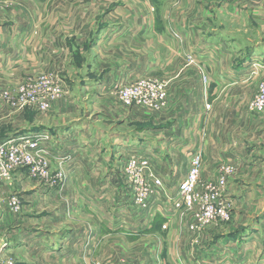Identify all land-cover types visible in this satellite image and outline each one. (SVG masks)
<instances>
[{"label":"crops","instance_id":"0c3cea01","mask_svg":"<svg viewBox=\"0 0 264 264\" xmlns=\"http://www.w3.org/2000/svg\"><path fill=\"white\" fill-rule=\"evenodd\" d=\"M125 1L62 0V28L46 10L40 24L30 9L0 6V95L47 71L68 94L48 110L12 113L0 97V127L12 131L0 140L47 135L40 160L49 164L48 177L26 167L0 181V263H103L117 245L123 264L137 246L132 264H264V113L250 109L264 74V0H149L144 9ZM148 76L167 82L161 112L130 109L112 91ZM194 148L202 180L224 176L221 197L234 209L229 222L203 231L165 206ZM136 151L161 162L157 176L169 193L144 213L121 193L119 158ZM9 192L21 198L18 212Z\"/></svg>","mask_w":264,"mask_h":264},{"label":"built area","instance_id":"2783aa9c","mask_svg":"<svg viewBox=\"0 0 264 264\" xmlns=\"http://www.w3.org/2000/svg\"><path fill=\"white\" fill-rule=\"evenodd\" d=\"M116 90L117 97L122 105L141 107L151 112H161L168 105L169 93L165 80L159 78H140L135 81H121L116 83L112 89ZM64 88L60 78L52 73H42L38 77H32L13 90H6L0 97L9 105L23 108L26 105L37 106L40 110H48L52 106L53 94H61ZM39 96H42L40 98ZM252 107L256 110H264V82L261 83L257 98ZM42 139L33 136H22L0 140V181L10 180L13 172L19 168H29L31 174L42 177L49 176V164L41 161L44 152L40 141L47 138L42 134ZM144 151L132 152L129 158L123 157L122 164L124 173L129 181H134L133 186L136 198L134 204L139 211L150 210L161 193L163 183L157 176L150 155ZM202 153L194 148L190 153L189 168L186 176L180 181L177 192L171 198H165L168 210L187 214L195 212L194 221L190 224L191 229H196L212 221H224L229 218L227 209L218 207L219 197L225 192L226 178L221 176L217 182H208L204 186L200 183L202 168ZM229 172L231 168L227 169ZM202 186L204 192L199 190ZM13 209H19V200L13 197L11 200Z\"/></svg>","mask_w":264,"mask_h":264},{"label":"rangeland","instance_id":"374dc122","mask_svg":"<svg viewBox=\"0 0 264 264\" xmlns=\"http://www.w3.org/2000/svg\"><path fill=\"white\" fill-rule=\"evenodd\" d=\"M62 0H50V2L53 4V8L51 9V11L49 12V11H47L48 10V6H49V0H0V6H4V7H11V8H14V7H17V8H24V9H30V11L31 12H35V16H34V18H35V22H37V23H40V24H42L43 23V20H45V19H47L46 18V16H45V10H46V14L48 13L49 15H52V17H51V19H52V21H54V22H56V25H59V26H61V28H62V26H63V23L62 22H65V20L64 21H61V19H64V17H61V19H60V16L58 15V12H59V9H60V6H59V3L61 2ZM65 2H68L69 4H70V7H74L75 6V3H76V5L77 4H79V0H64ZM145 1H148L149 2V0H126L125 2L128 4V6H131V8L132 9H137V8H139V7H141V9H144V7L147 5V4H145L144 2ZM171 0H166L165 2H170ZM121 2H122V0H121ZM144 3V4H143ZM51 4V5H52ZM59 6V7H58ZM64 6V8H69V9H72V8H70V7H66L65 5H63ZM163 6H165V4H163ZM54 8H56V10H54ZM121 8H123V7H121ZM72 16H70L69 18H68V20L69 21H71L72 19ZM132 18H133V22H137V21H139V13H137L136 15H133L132 16ZM72 22V21H71ZM54 33V32H53ZM255 67L256 66H252V68H251V71H250V77H254V75H253V73H257V71H258V68H256L255 69ZM48 72V71H47ZM259 72V71H258ZM42 74V73H41ZM41 74H35V77H38L39 75H41ZM150 75H153V74H150ZM248 76V77H249ZM154 78V77H152V76H148V77H140V78ZM140 78H133V79H129L128 81H135V80H137V79H140ZM258 80L259 81H257V83H258V85H257V92H256V94H255V96L253 97V99H252V101L250 102V109L253 111V112H255V113H258V114H262V113H264V110H262V111H259V110H256V109H254L253 107H252V103H254L255 102V100H256V98H257V95H258V92H259V88H260V85H261V83H263L264 82V74L263 75H260V76H258ZM30 79V78H29ZM255 80V79H254ZM27 81V80H26ZM121 82V81H120ZM119 83V82H118ZM61 84H62V82H61ZM21 84H19L17 87H19ZM62 86H63V84H62ZM63 88H64V92L63 93H61V94H53L52 95V97H56L55 99H53L52 100V103L54 104V103H56V102H58L59 100H61V99H65L66 97H68V94H65V86H63ZM112 91L114 92V93H116L115 95H117V92H116V90H114V88L112 89ZM40 98H42V96H39ZM118 98V97H117ZM119 100V99H118ZM120 101V100H119ZM121 103V102H120ZM52 104V105H53ZM122 104V103H121ZM34 107V109L35 108H37V109H39L37 106H32V105H26L25 107H23V108H18V106H12L11 105V107L9 108L10 110H9V113H12L13 112V110H17V109H20V110H23L24 108H30V109H32ZM52 107V106H51ZM126 107H128V108H130V109H133V110H142L143 112H148V113H153V112H151V111H147V110H145V109H143V108H141V107H133V108H131V107H129V106H126ZM207 107L208 108H210V105H207ZM40 110V109H39ZM7 113V112H6ZM6 113H5V115H6ZM17 114H19V113H17ZM1 115H4V112H0V118L2 117ZM17 117H18V115H17ZM20 120H22V117H20L19 118ZM23 119H25V118H23ZM2 121H4V120H1V123H2ZM25 122V121H24ZM6 123V125L5 126H2V127H0V133L1 132H6V133H10V132H12L11 131V127H10V123H8V122H5ZM15 123H17V126L15 127V130H20V129H22V123L23 122H21V121H19V122H15ZM24 133V132H23ZM1 134H3V133H1ZM22 136H26V134H21V135H19V136H17V134L16 135H14V136H5L4 138H2V139H9V138H19V137H22ZM135 150L137 149V148H134ZM133 153L131 152L130 153V155H132ZM128 155L129 154H126V156H121L120 158H119V162H120V166H123V164L121 163L122 162V160H123V157H125L126 159L127 158H129L130 157V155H129V157H128ZM150 158H151V161H152V164H153V167H154V169L155 170H159V167L161 168V166H162V164H161V162H157V161H155L154 159H153V157L150 155ZM163 161H166V160H163ZM171 163V162H170ZM121 168V170H122V172H123V174H124V183H125V188L123 189V191H121V193H124V195H126V198H132V199H134V197L136 198L137 196L135 195V192H134V189H133V186H134V184H135V182L134 181H129L128 179H127V177H126V175H125V173H124V167H120ZM199 179H200V183H201V185H205V184H207L208 182H212V181H209V180H206V181H204V180H202V178H201V174H200V177H199ZM11 180V179H10ZM9 184V183H8ZM199 190L201 191V192H204V190L202 189V186H200L199 187ZM167 192V191H166ZM10 194L7 196V198H8V201H9V206H10V210H13V211H15V212H18L19 210H20V208H21V206H20V200H21V198H20V196L18 195V193H11V192H9ZM109 193H111L112 194V192H109ZM117 193H118V191H117ZM161 193H165V190L163 189L162 191H161ZM168 193V192H167ZM169 194V193H168ZM238 195H239V193H237ZM173 196V195H172ZM260 197H264V192H261L260 193V195H259ZM13 197H16L18 200H19V209H13L12 208V206H11V200H12V198ZM254 197H257L256 195L254 196ZM219 202L221 203V204H217V206L220 208V207H222V206H224L226 209H227V211H228V215H229V218L227 219V220H224V221H212V222H210V223H208V224H206L205 226H202V227H199V228H196L195 230L196 231H203L204 229H206V228H208L209 226H214V227H218V226H221V224H224V223H227V222H229L230 220H231V217H232V214H233V211H234V209L233 208H231V206L229 207L228 205H227V203L222 199V197H219ZM166 201V200H165ZM133 202V201H132ZM123 202H119V200H117L116 201V210H118L119 209V213L121 212V204H122ZM134 204V203H133ZM132 204V205H133ZM151 205H153L154 206V203H151ZM166 206V205H165ZM235 208V207H234ZM130 209L133 211V206L132 207H130ZM197 210L195 209V210H192V211H189L188 212V214H190V216L192 217V221H194V218H195V212H196ZM143 213H144V211H142ZM122 214V212L120 213V214H118V215H121ZM183 215V214H182ZM185 215V214H184ZM194 230V229H193ZM117 240L121 243V244H123V242H122V240L121 239H118L117 238ZM137 244V243H136ZM116 246V249H114V247L113 248H111V252L110 253H112L113 252V254L111 255V256H109V258L108 259H106L103 263L101 262V261H98L97 263H95V264H123L124 262H125V258L123 257V255H122V248H119L117 245H115ZM137 246V245H136ZM138 249V246L136 247V249H134L133 251H132V255H131V264L132 263H137L138 262V260H139V255H138V253L137 254H135L134 252L136 251ZM138 252V251H137ZM14 258H15V255L13 256ZM15 260H19L17 257L15 258ZM109 261V262H108ZM1 262H3L4 264H7V262H10V264H14V261H13V258L12 257H8V258H6L5 260H1ZM22 263V261H17V263H15V264H21ZM1 264V263H0Z\"/></svg>","mask_w":264,"mask_h":264}]
</instances>
